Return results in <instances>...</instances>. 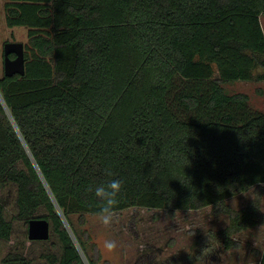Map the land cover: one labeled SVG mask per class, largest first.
<instances>
[{
	"label": "trees",
	"instance_id": "1",
	"mask_svg": "<svg viewBox=\"0 0 264 264\" xmlns=\"http://www.w3.org/2000/svg\"><path fill=\"white\" fill-rule=\"evenodd\" d=\"M5 12L28 41L25 73L0 77V240L18 223L29 236L35 218L50 237H27L42 262L19 241L0 264H100L73 215L85 223L99 205L89 186L111 179L116 211L228 214L227 250L261 222L264 112L223 82L264 79V0H5Z\"/></svg>",
	"mask_w": 264,
	"mask_h": 264
},
{
	"label": "rangeland",
	"instance_id": "2",
	"mask_svg": "<svg viewBox=\"0 0 264 264\" xmlns=\"http://www.w3.org/2000/svg\"><path fill=\"white\" fill-rule=\"evenodd\" d=\"M261 23L264 29V14ZM27 33L24 26L7 25L5 0H0V77L4 74V43L19 41L26 44ZM262 71L260 67L255 69L256 74ZM215 76L219 77L217 69ZM223 86L229 93L248 94L250 105L264 112V79L226 81ZM261 195L264 210V191ZM255 197L256 191L252 188L227 202L236 210ZM116 217L112 227L105 228L92 213L85 214L83 224L79 222L78 214L73 215L81 236L86 232L83 237L89 236V242L97 244L100 264H259L264 251V218L260 219L259 226L235 234L237 244L227 250L218 232L229 225V215L212 206L175 213L167 209L131 207L116 211ZM26 234L24 226L18 223L12 241L0 240V256L21 241L23 250L29 249L42 262L41 249L28 243ZM106 240L116 241L114 252L104 249ZM78 248L81 250L80 246ZM83 259L88 264L84 255Z\"/></svg>",
	"mask_w": 264,
	"mask_h": 264
},
{
	"label": "clouds",
	"instance_id": "3",
	"mask_svg": "<svg viewBox=\"0 0 264 264\" xmlns=\"http://www.w3.org/2000/svg\"><path fill=\"white\" fill-rule=\"evenodd\" d=\"M123 189L121 179H111L106 184L97 185L94 188L89 186L88 191L92 192L97 201H99L98 210L94 212L97 221L105 228H111L116 222V209L119 205V196ZM117 248L115 240H106L104 249L111 253Z\"/></svg>",
	"mask_w": 264,
	"mask_h": 264
},
{
	"label": "water",
	"instance_id": "4",
	"mask_svg": "<svg viewBox=\"0 0 264 264\" xmlns=\"http://www.w3.org/2000/svg\"><path fill=\"white\" fill-rule=\"evenodd\" d=\"M4 74L13 76L25 73V43L7 41L4 43ZM14 54V56H12ZM50 237V224L46 219H31L29 222V238L46 240Z\"/></svg>",
	"mask_w": 264,
	"mask_h": 264
},
{
	"label": "crops",
	"instance_id": "5",
	"mask_svg": "<svg viewBox=\"0 0 264 264\" xmlns=\"http://www.w3.org/2000/svg\"><path fill=\"white\" fill-rule=\"evenodd\" d=\"M247 192V191H246ZM243 193H245V192H243ZM243 193H240V194H243ZM240 194H238V195H240ZM238 195H236V196H238ZM235 197V196H234ZM231 198H233V197H231ZM230 199V198H229ZM228 199V200H229ZM227 200V201H228ZM247 205V203L245 204V205H243L242 207H244V206H246ZM242 207H240V208H242ZM240 208H238V209H240ZM263 211V213H264V210H262ZM261 223V222H260ZM260 223H258L256 226H254V227H252V228H255V227H257V226H259L260 225ZM251 228H249V229H247V230H250ZM246 230H244V231H241V232H238V233H236V234H240V233H242V232H245Z\"/></svg>",
	"mask_w": 264,
	"mask_h": 264
},
{
	"label": "built area",
	"instance_id": "6",
	"mask_svg": "<svg viewBox=\"0 0 264 264\" xmlns=\"http://www.w3.org/2000/svg\"><path fill=\"white\" fill-rule=\"evenodd\" d=\"M79 246V245H78ZM80 250V249H79ZM82 250H80V252H81ZM82 253V252H81ZM87 263L89 264V262H88V260H87Z\"/></svg>",
	"mask_w": 264,
	"mask_h": 264
}]
</instances>
